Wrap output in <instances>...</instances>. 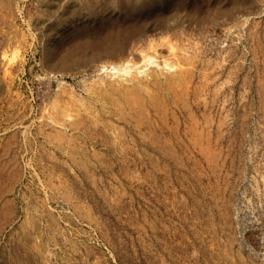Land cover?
<instances>
[{"label": "rangeland", "instance_id": "rangeland-1", "mask_svg": "<svg viewBox=\"0 0 264 264\" xmlns=\"http://www.w3.org/2000/svg\"><path fill=\"white\" fill-rule=\"evenodd\" d=\"M158 1L0 0V264H264V0ZM142 18L151 59L109 57ZM139 78L143 114L110 90Z\"/></svg>", "mask_w": 264, "mask_h": 264}, {"label": "bare ground", "instance_id": "bare-ground-1", "mask_svg": "<svg viewBox=\"0 0 264 264\" xmlns=\"http://www.w3.org/2000/svg\"><path fill=\"white\" fill-rule=\"evenodd\" d=\"M100 4H103V2H99ZM112 5V4H111ZM188 5H191V2L190 1H187V2H185L182 6H181V8L183 9L184 8V6H186V7H188ZM105 6V5H104ZM103 6V7H104ZM115 6V5H114ZM160 6H161V4L159 5V1L158 0H144V2L143 3H137V2H134L133 0H118V10L119 11H121V10H123V11H125L126 12V14H128V15H130V16H132V15H134V13H141L142 12V10L143 9H146V10H150V11H155V12H157L159 15H161V13L159 12V10H160ZM116 8V7H115ZM176 8H180V6H177ZM82 10H84V12L86 11V13H87V16H88V18L89 19H91V18H95L96 16H98L99 15V13H98V8H97V5H96V3H87V4H84L83 5V7H80V8H75V12L77 11V13H79L78 15L79 16H81V14H83V11ZM103 10V9H102ZM100 11V10H99ZM187 11H188V13L192 16V9L191 8H187ZM169 15V14H168ZM139 16V15H138ZM166 16V15H165ZM164 17H162L161 18V20L163 19ZM115 21V20H114ZM139 22H143L142 23V25H140V24H138ZM148 21H144V18H142V19H139V20H137L136 21V19L135 20H128L127 21V24H128V26H130L129 27V30H128V32H127V34H125L124 35V39L122 40V39H120L121 38V35H119V32H118V30H117V25H115V23H113V24H111L112 26H109V25H103L101 28V31L102 30H104L103 32V37H104V39H105V41H107L108 42V44H109V48H110V50H109V57H112V58H117V59H125V61L128 59V58H131L132 56L133 57H135V58H138L139 57V55H140V60L142 61H145L146 62V58L147 57H149L148 55H149V52H150V49H152V48H156V46L153 44V43H150L148 46L146 45V47H142V49H140L141 47H139V50H141V54H142V56H141V54H137V53H134L135 51H133L132 53H133V55H132V53L130 54V55H132L131 57H128L127 58V56H126V54L125 53H127L126 51H125V46H127V42L131 39V38H133V37H136V36H138L137 34H139L140 35V32H141V28H143L144 29V27H143V25H145L146 23H147ZM126 24V23H125ZM172 24V23H171ZM140 25V26H139ZM88 26H90V25H88ZM107 26H109V27H107ZM119 26V25H118ZM146 26V25H145ZM155 26V25H154ZM124 27V26H123ZM153 27V26H152ZM120 28V27H119ZM149 30V29H148ZM140 31V32H139ZM120 36V37H119ZM85 38H87V37H85ZM84 39V38H83ZM82 39V40H83ZM93 39V38H92ZM95 39V38H94ZM80 40V39H79ZM81 40V41H82ZM88 40H89V38H88ZM76 41V40H75ZM153 42V41H152ZM87 43V42H86ZM96 43V42H95ZM149 43V42H148ZM155 43V42H154ZM91 44V43H90ZM156 44H158L159 45V43H156ZM170 44V43H169ZM92 45V44H91ZM162 45H164L163 43H162ZM166 46H168V44L166 43L165 44ZM172 45V44H171ZM93 46V45H92ZM170 47V46H169ZM171 47H173V46H171ZM134 49H136V48H134ZM133 49V50H134ZM154 49H153V51H154ZM85 50V49H84ZM157 50H158V48H157ZM174 51H176L175 49H173ZM156 51V50H155ZM154 51V52H155ZM169 51V50H168ZM174 51H172V50H170V54L172 53L173 55L172 56H176V57H174L175 59L177 58V51H176V55H175V52ZM129 52H130V50H129ZM137 52H139V51H137ZM152 52V51H151ZM153 52V53H154ZM91 53V52H90ZM140 53V52H139ZM150 54H152V53H150ZM78 55H80L79 53H78ZM88 55V54H87ZM106 55V54H105ZM151 56V55H150ZM178 56H179V54H178ZM77 57V56H76ZM153 57V56H152ZM150 58V57H149ZM151 59V58H150ZM180 59H182V58H180ZM129 60V61H128ZM127 61L128 62H130V60L132 61V58L131 59H128ZM147 60H148V58H147ZM177 60H179V58L177 59ZM122 61V60H121ZM109 62V61H108ZM124 62V61H123ZM134 61H132V64H135V62H136V60H135V62L133 63ZM173 62V61H172ZM171 62V63H172ZM106 63V62H105ZM168 64L167 63V65H169V67H170V65L172 66V65H174V64ZM174 63V62H173ZM120 64H122V63H120ZM109 65H110V62H109ZM108 65V66H109ZM102 66H104V65H102ZM143 66V65H142ZM124 70L123 71H125V72H128L129 70V67L128 68H123ZM153 74H155L156 76H157V74L156 73H153ZM152 74V75H153ZM174 73H172L171 75L172 76H170V77H168V78H166V82H167V84H176L177 82H178V80L181 78V76L179 77L178 75V77H175L176 75H173ZM124 75V74H123ZM135 75H137V74H135ZM147 75H150V74H147ZM151 75V77H152V79H153V77H154V79L157 81V82H155V81H153L152 79V81H153V83L155 82L156 84L158 83L159 85H160V83L158 82L160 79H157V77L156 76H152ZM127 76H125V78H126ZM135 77H137V76H135ZM134 77V78H135ZM122 79V78H121ZM126 79H128V78H126ZM126 79H124V80H126ZM140 79L141 78H139V79H137L138 81H137V83L138 84H136L134 81H136V80H134L133 81V83L130 85V87L129 86H122V87H125V88H122L121 87V85L119 86L118 84V86L117 87H115V86H113L112 84H110V90L112 91V92H116V91H118V92H121V91H123V93L125 94V95H123L124 96V102L125 103H127L128 105L131 103V104H133V105H135V109L137 110V112L138 113H140V114H143V111L144 110H148V109H151V107H155V108H157L158 107V105H159V103H160V101L159 100H161V99H159L158 100V98L160 97H152L151 95H153V94H151V92H147V93H149V94H151L149 97L150 98H148V97H146V91H151V90H146L147 89V87L144 85V82L143 81H141V82H143V83H141L140 82ZM141 80H143V79H141ZM149 81V82H152V81ZM100 81V80H99ZM98 81V82H99ZM122 81V83H124L123 82V80H121ZM129 81H132V79H130L129 78ZM101 82H103V83H108V81H106V82H104L103 80H101ZM109 82H111V81H109ZM126 82H127V80H126ZM125 82V83H126ZM148 82V81H147ZM147 82H146V85H147ZM100 83V82H99ZM112 83V82H111ZM128 83V82H127ZM102 84V83H101ZM116 84V83H115ZM133 84H135V85H133ZM152 84V83H151ZM150 84V85H151ZM155 84V85H156ZM107 85V84H106ZM105 85V86H106ZM126 85H128V84H126ZM133 85V86H132ZM149 85V84H148ZM147 85V86H148ZM149 85V86H150ZM92 86V85H91ZM99 87L98 88H100L101 86L102 87H104L103 85H98ZM132 86V87H131ZM161 86V85H160ZM92 87H94V92H97V87H95L94 85L92 86ZM90 88V91L93 89V88ZM101 87V88H102ZM156 87V86H155ZM152 88V87H151ZM66 90V89H65ZM105 90V89H104ZM103 90V93L105 94L106 92V90L104 91ZM146 90V91H145ZM89 91V90H88ZM89 91V92H90ZM100 91V90H99ZM108 91V90H107ZM63 92H65L66 94H68L66 91H62V95H65V96H67L66 94H64ZM92 92V91H91ZM145 92V93H144ZM98 93V92H97ZM101 93L102 92H100V95H101ZM70 94V93H69ZM68 94V97H70V95ZM93 94V93H92ZM148 94V95H149ZM61 95V94H60ZM74 95V94H73ZM88 95H89V93H88ZM87 95V96H88ZM97 95L98 94H96V96L95 97H97ZM107 95V94H106ZM147 95V96H148ZM90 96H91V98H92V95L90 94ZM99 96V95H98ZM111 96V95H110ZM119 96V95H118ZM154 96V95H153ZM60 97H63V96H60ZM67 97V98H68ZM73 97V96H72ZM112 97V96H111ZM121 97V96H120ZM74 98V97H73ZM88 98V97H87ZM100 98V97H99ZM107 98V97H106ZM110 98V97H109ZM114 98V97H113ZM116 98V97H115ZM62 98H60V100H61ZM102 99V98H101ZM104 99H105V97H104ZM57 100V99H56ZM55 101V103L56 102H58V103H60L61 101H63L64 102V104H65V101L67 100H61V101ZM75 100V99H74ZM76 100H78V99H76ZM75 100V101H76ZM81 100H83V99H81ZM85 100V99H84ZM83 100V101H84ZM90 100V99H89ZM87 101V105L89 106L88 108H92V107H90V104L92 105L93 103H96V102H93V101ZM103 100V99H102ZM106 100V99H105ZM112 99H110V101H111ZM114 100V99H113ZM116 100H118V98L116 99ZM70 101V100H69ZM68 101V102H69ZM74 101V102H75ZM78 101H80V99L78 100ZM97 101V100H96ZM104 101V100H103ZM109 101V100H108ZM119 101V100H118ZM104 102H106V101H104ZM120 103H121V99H120V101H119ZM162 102V101H161ZM57 103V104H58ZM66 103H67V101H66ZM71 103V102H70ZM80 103H83V102H80ZM80 103H78V105L80 104ZM101 103V102H100ZM106 103H108V102H106ZM111 103V102H110ZM109 103V104H110ZM114 103V102H113ZM116 103H117V101H116ZM62 104V103H61ZM61 104H60V106H61ZM64 104H63V106H64ZM76 104H77V102L75 103V106H76ZM103 104H105V103H103ZM108 104V105H109ZM115 104V103H114ZM77 105V107L79 108V106ZM83 105H85V103L83 104ZM94 105V104H93ZM99 105V104H98ZM111 105H113V104H110V106ZM122 105V104H121ZM127 105V106H128ZM54 106H56V104H54ZM58 106V105H57ZM69 105L67 104L65 107H68ZM71 106V105H70ZM74 106V107H75ZM105 106V107H104ZM109 106V107H110ZM115 106H117L116 104H115ZM123 106V105H122ZM132 106V105H131ZM86 107V106H85ZM99 107H100V105H99ZM102 107H104V108H107L106 107V105H103V106H101V108ZM108 107V108H109ZM57 108V107H56ZM71 108V107H70ZM80 108H82V107H80ZM84 108V107H83ZM94 108V107H93ZM96 108V107H95ZM118 108V107H117ZM122 108V107H121ZM97 109V108H96ZM96 109H94V110H96ZM131 109V108H130ZM89 110V109H88ZM93 110V111H94ZM101 110H103V109H101ZM132 110H133V108H132ZM136 110H135V112H136ZM83 112H84V110H82ZM87 111V110H86ZM84 112V114L83 115H85L87 112ZM125 111V110H124ZM59 112V111H58ZM57 112V113H58ZM61 112V111H60ZM60 112H59V116H61L60 115ZM82 112V113H83ZM91 112L92 111H90V114H91ZM101 112V111H100ZM111 112V110L109 111V113ZM115 112V111H114ZM119 112H121V110L119 111ZM118 112V113H119ZM133 112V111H132ZM131 112V113H132ZM67 113V112H66ZM66 113H64V114H66ZM102 113V112H101ZM112 113V112H111ZM117 113V112H116ZM117 113V114H118ZM125 113H127L126 111H125ZM80 114V113H79ZM93 114H95V111H94V113ZM121 115L123 114V112H121L120 113ZM137 114V113H136ZM140 114L138 115V116H140ZM67 115H68V113H67ZM72 115V114H71ZM87 115V114H86ZM116 115V114H115ZM134 115V114H133ZM54 116V115H53ZM82 116V115H81ZM81 116H79L80 118H81ZM89 116V115H88ZM95 116H96V114H95ZM117 116H119V114L117 115ZM69 117V116H68ZM78 116L76 117V120H77V118H79ZM64 118H66V117H64ZM83 118H84V116H83ZM55 119H56V117H55ZM55 119H53V120H55ZM59 119H60V117H59ZM63 119V118H62ZM89 119V118H88ZM93 119V118H92ZM64 121L66 120V119H63ZM75 120V121H76ZM82 120V119H81ZM86 120H87V117H86ZM59 121V120H58ZM63 121V122H64ZM70 121V122H69ZM69 121H67L68 122V126L70 127V128H78V126L80 125V119L79 120H77V122L78 121H80L79 122V125L76 123V122H74L73 120H72V122H71V120H69ZM60 122H62V120H60ZM66 122V123H67ZM59 123V122H58ZM65 123V122H64ZM61 124V123H60ZM63 124V123H62ZM78 125V126H77Z\"/></svg>", "mask_w": 264, "mask_h": 264}]
</instances>
